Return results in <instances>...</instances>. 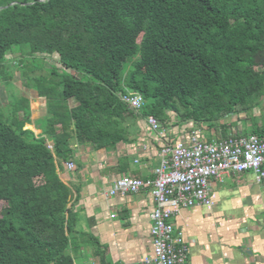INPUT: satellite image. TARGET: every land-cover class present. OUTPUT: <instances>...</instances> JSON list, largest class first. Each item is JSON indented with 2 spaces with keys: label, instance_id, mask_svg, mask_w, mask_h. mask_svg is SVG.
<instances>
[{
  "label": "trees",
  "instance_id": "obj_1",
  "mask_svg": "<svg viewBox=\"0 0 264 264\" xmlns=\"http://www.w3.org/2000/svg\"><path fill=\"white\" fill-rule=\"evenodd\" d=\"M15 47L19 60L46 67L54 56L61 69L23 83L47 101L46 136L24 129L25 99L18 125L0 112V264H74L77 217L58 162L72 157L73 139L96 148L126 139L132 112L120 93L140 94L142 114L163 124L172 113L224 139L221 122L264 96V0H0L4 83Z\"/></svg>",
  "mask_w": 264,
  "mask_h": 264
},
{
  "label": "crops",
  "instance_id": "obj_2",
  "mask_svg": "<svg viewBox=\"0 0 264 264\" xmlns=\"http://www.w3.org/2000/svg\"><path fill=\"white\" fill-rule=\"evenodd\" d=\"M20 88L30 107L24 129L46 136V99L31 87ZM69 105L74 106L72 100ZM129 110L123 122L125 140L96 148L73 139L72 157L58 162L60 179L71 192L69 207L77 217L69 250L74 264H138L152 254L151 191L161 149L189 143L194 131L203 141L224 139L220 127L181 123L172 113L166 124L160 122L161 135L152 130L143 109ZM221 124L226 125V139L264 132V96L250 111L228 116ZM123 176L141 179L146 186L136 194L108 196ZM210 197L212 206L181 208L171 220L188 246L187 264H264V182L248 172L226 173L211 181Z\"/></svg>",
  "mask_w": 264,
  "mask_h": 264
},
{
  "label": "built area",
  "instance_id": "obj_3",
  "mask_svg": "<svg viewBox=\"0 0 264 264\" xmlns=\"http://www.w3.org/2000/svg\"><path fill=\"white\" fill-rule=\"evenodd\" d=\"M129 109L140 112L143 97L134 92L120 93ZM152 130L161 132V124L148 116ZM52 149V146H49ZM161 163L154 171L151 195L155 209L151 214L152 254L138 264H187L188 246L181 233H175L171 220L181 208L212 206L210 185L223 174L252 173L264 182V135L230 136L203 141L192 132L189 143L178 142L161 149ZM69 170L74 169L68 163ZM146 183L130 176L118 179L108 196H126L140 192Z\"/></svg>",
  "mask_w": 264,
  "mask_h": 264
},
{
  "label": "rangeland",
  "instance_id": "obj_4",
  "mask_svg": "<svg viewBox=\"0 0 264 264\" xmlns=\"http://www.w3.org/2000/svg\"><path fill=\"white\" fill-rule=\"evenodd\" d=\"M139 39L140 37L137 36L136 40ZM22 51L24 52L25 50L15 47L6 57L7 59L4 67L5 71L11 74L10 82H5V84L0 78V112L6 120L10 123H14V125H18L22 119V114L15 110V105L23 102V94L20 88L23 83L25 82L32 86L36 83L35 80H37V78L48 75L56 65L60 66L58 60L54 56L45 57L46 60H44V63H46L47 68L44 67V65H41L43 64L41 59H31L26 57L19 60V53H22ZM42 67L44 68V73L40 72ZM59 68H61V66ZM24 72L27 75L26 77H24Z\"/></svg>",
  "mask_w": 264,
  "mask_h": 264
}]
</instances>
